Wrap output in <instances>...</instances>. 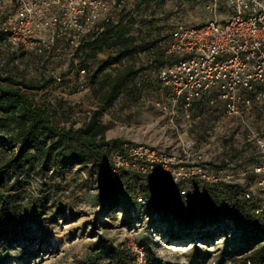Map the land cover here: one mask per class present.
<instances>
[{"label":"built area","instance_id":"1","mask_svg":"<svg viewBox=\"0 0 264 264\" xmlns=\"http://www.w3.org/2000/svg\"><path fill=\"white\" fill-rule=\"evenodd\" d=\"M126 9L124 0H0V46L21 47L45 58L53 51L61 54L74 50L92 31L116 23ZM204 10L208 20L203 23L179 24L167 32L164 56L172 59L156 72L153 105L171 122L178 115L189 121L195 102L214 95L222 116L239 133L238 157L213 167L185 134H178L172 151L121 142L108 150V180L159 176L176 187L184 202L203 188L236 184L264 230V0H206ZM79 75L84 77V71ZM53 78L57 84L62 81L61 76ZM135 198L142 206L150 202L139 191ZM132 247V264H147L145 250ZM211 251L199 264H239L241 259Z\"/></svg>","mask_w":264,"mask_h":264},{"label":"trees","instance_id":"2","mask_svg":"<svg viewBox=\"0 0 264 264\" xmlns=\"http://www.w3.org/2000/svg\"><path fill=\"white\" fill-rule=\"evenodd\" d=\"M136 9V12H122L116 23L105 25L101 32L92 31L73 50L74 62L71 67H76L78 74L84 71V76H88L86 72L93 68L88 84L82 80L83 77L80 84L90 86L95 108L85 111L87 114L80 126H75L74 122L69 123L64 118L65 112L73 110L72 106L64 110L65 102L60 100L54 104L42 94L55 83L53 76L49 79L41 75L38 79L28 80L24 76L17 78L0 72V264H5L3 252L8 248L24 245L22 241L28 239L27 232L31 228H36L41 235L50 234L51 228L48 225L58 220L59 209L52 210L55 194L63 192L62 188L59 189L60 180L63 183L70 173L75 174V177L83 172L89 176L97 173L103 177L100 191L94 198L100 215L114 213L117 209L127 213L130 207L143 210L150 202L142 206L137 202L135 193L139 191L145 196L154 195L152 189L168 183L159 176L127 175L123 179V199L119 200L122 188L116 186L115 189L112 186L114 183L108 180V150L121 142L106 138L108 127L102 122L103 114L123 94H141L144 89L142 73L148 68L155 72L158 89L156 72L172 59L164 56L167 43L153 52L154 46L162 38L147 42L142 34L136 32V26L146 22L138 15L139 6ZM175 26L178 24L172 25L170 29ZM150 50L152 52H149L148 66H136L128 62L138 54ZM100 55L104 58H99ZM56 56L57 52L53 51L47 58L38 57L43 63L50 62ZM108 69L110 73H105ZM214 97L206 95L195 102L192 115L198 110L222 115L220 103ZM233 127L232 130L237 132L235 125ZM236 134L239 136L238 132ZM238 155L239 149L232 158L236 159ZM224 165L225 163L212 164L213 167ZM123 180L116 183L120 184ZM205 192L209 196L215 195V201L220 202V205H216L217 212H213L198 228H192L198 240L209 244L216 234L225 230L228 232L232 225L242 239L239 251L246 252L239 264H264V230L252 214L253 205L242 198L239 186L215 185L206 187ZM176 199L178 204L182 201L177 195ZM226 208H229V212ZM178 211L181 213L177 219L180 226L192 227L193 218ZM105 241H108L107 251H98V260L105 261L106 264H132L133 253L130 255V252L120 246L109 240ZM210 255V252L198 255L194 261L206 259ZM146 260L147 264H172L149 254L146 255ZM81 264L95 263L84 261Z\"/></svg>","mask_w":264,"mask_h":264},{"label":"rangeland","instance_id":"3","mask_svg":"<svg viewBox=\"0 0 264 264\" xmlns=\"http://www.w3.org/2000/svg\"><path fill=\"white\" fill-rule=\"evenodd\" d=\"M124 1L126 11L136 12L139 6L138 15L146 20L144 24L136 26L137 33L142 34L147 42L162 38L154 46L153 52L167 43V32L172 25L194 26L208 20L204 10L206 0ZM219 18L223 19L222 16ZM20 48L0 46V72L17 78L24 76L28 80L38 79L41 75L49 79L54 75L61 76L60 84L54 83L42 94L54 104L60 100L65 102L64 110L72 106L73 110L65 112L64 118L80 126L85 120V111L95 108V101L90 86L81 88L82 77L76 67H71L74 62L73 50L61 52L50 62L41 63L38 56ZM149 52L152 50L140 53L128 62L146 67L149 64ZM99 58L104 56L100 55ZM92 72L93 68L86 72L88 76L82 78L85 83L88 84ZM105 73H110V70ZM142 81L144 89L141 94H123L103 114L102 122L108 127L107 139L146 143L172 151L176 150L178 134H185L195 140L194 151L209 164H227L236 160L232 155L240 147V136L232 130L233 122L218 112L199 110L191 114L189 121L178 115L171 122L169 115L160 113L152 105L158 92L155 72L148 68L142 73ZM102 182L103 177L97 173L89 176L85 172L76 177L70 173L63 183L60 180L59 189L62 188L63 192L55 194L52 208L53 211L59 209L58 220L48 225L51 228L50 234L41 235L36 228H31L27 232L28 239L22 241L23 246H13L3 252L5 264H81L84 261L106 264L98 260L96 254L100 250L107 251L108 241L105 240L120 246L130 255L133 253L132 246L141 247L146 255L172 264H199L202 260L194 261L195 257L211 253V250L219 256H246V252L239 251L242 239L232 225L228 232L225 230L216 234L209 244L198 240L192 228H198L213 212H217L216 205H220V202L215 201L217 197L209 196L205 188L192 201H179L178 204L175 186L167 181L164 186L151 190L154 195H147L150 203L145 209L130 207L127 213L117 209L114 213L100 215L94 198ZM112 186L115 189L116 186L122 188L119 200L123 199L124 180ZM178 210L193 218L192 227L180 226L177 219L181 213ZM226 210L229 212V208ZM170 246L186 247L188 250H169Z\"/></svg>","mask_w":264,"mask_h":264},{"label":"bare ground","instance_id":"4","mask_svg":"<svg viewBox=\"0 0 264 264\" xmlns=\"http://www.w3.org/2000/svg\"><path fill=\"white\" fill-rule=\"evenodd\" d=\"M169 250H180V251H187L188 249L186 247H174L170 246L168 247Z\"/></svg>","mask_w":264,"mask_h":264}]
</instances>
